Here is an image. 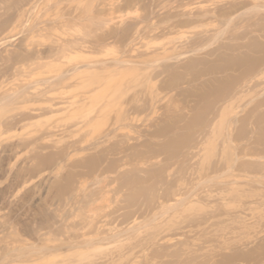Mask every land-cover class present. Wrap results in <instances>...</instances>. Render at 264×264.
Listing matches in <instances>:
<instances>
[{"label": "rangeland", "instance_id": "1", "mask_svg": "<svg viewBox=\"0 0 264 264\" xmlns=\"http://www.w3.org/2000/svg\"><path fill=\"white\" fill-rule=\"evenodd\" d=\"M0 264H264V0H0Z\"/></svg>", "mask_w": 264, "mask_h": 264}, {"label": "bare ground", "instance_id": "2", "mask_svg": "<svg viewBox=\"0 0 264 264\" xmlns=\"http://www.w3.org/2000/svg\"><path fill=\"white\" fill-rule=\"evenodd\" d=\"M78 73H82V72H78ZM78 73L76 74V75H78ZM75 75V74H74ZM72 78H74L75 76H71ZM68 79V78H67ZM67 79H65V80H67ZM69 79H71V78H69Z\"/></svg>", "mask_w": 264, "mask_h": 264}]
</instances>
